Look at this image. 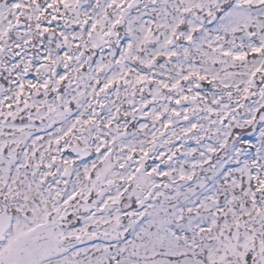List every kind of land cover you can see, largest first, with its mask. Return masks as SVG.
I'll return each instance as SVG.
<instances>
[{"label":"snow or ice","instance_id":"snow-or-ice-1","mask_svg":"<svg viewBox=\"0 0 264 264\" xmlns=\"http://www.w3.org/2000/svg\"><path fill=\"white\" fill-rule=\"evenodd\" d=\"M0 264H264V0H0Z\"/></svg>","mask_w":264,"mask_h":264}]
</instances>
